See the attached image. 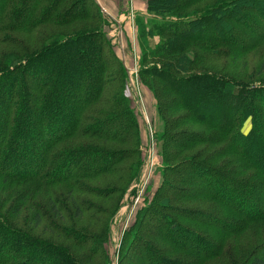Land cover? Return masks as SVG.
I'll return each instance as SVG.
<instances>
[{"label":"rangeland","instance_id":"374dc122","mask_svg":"<svg viewBox=\"0 0 264 264\" xmlns=\"http://www.w3.org/2000/svg\"><path fill=\"white\" fill-rule=\"evenodd\" d=\"M53 1L55 0H48L47 4L51 12L57 11L56 15L61 16L59 19L45 22L29 32H7L12 35L9 40L0 42V71L20 68L21 60L26 58L27 54H35L46 45L56 43L67 36L92 34L97 31L99 34L94 33L96 36L92 41L85 39L82 43L73 45L74 49H78L89 44L91 53L87 58L88 64L78 69L77 76L72 78L70 74L62 75L58 86L62 99L57 101L55 98L52 103H59L65 111L57 116L56 120L66 121V116L72 112V104L84 101L96 93L100 69L105 68L110 82L109 92L103 93L101 98L85 107L81 115L112 126L113 123L107 122L108 119L104 116H94L88 109L92 106L108 113L106 107L100 105V100L111 102L110 100L123 99L124 104L134 110L128 117L135 120L138 118L139 145L131 147L98 135L88 137L86 134H77L66 138L57 146V151H60V148L78 150L86 146L102 149L107 157L116 159L115 162L110 161L115 163L116 169L85 179H77L72 175L71 183H48L37 179L27 182H2L0 178V215L5 224L24 236L65 249L77 264H160V249L166 250L163 261L165 264H240L255 248L264 245V220L244 222L242 217L226 208L216 198L182 196V191L176 192L174 187L187 192H198L189 183L193 181L198 185L197 181L199 184L203 183L202 178L186 175L182 171L192 162H206L214 169L213 172L216 170L215 173H219V176H213L206 169L199 173L202 176L210 174L212 183L214 178L226 182L228 177L242 170L243 166L233 160V156L241 158V155L230 150L232 143L230 139L221 136V129L209 130L202 123H185L173 133L174 126L167 127V123L172 116L181 119L186 116L187 111L182 107L176 109L177 111L173 110L176 104L175 107L173 104L169 107L175 95L164 90V83L150 70L155 66L160 69V65L172 63L187 52L193 53L192 55L196 53L197 56L192 60L193 65L190 67L191 72H215L240 84L238 88L241 90H264V72L262 73L261 67L264 63V40L252 45L246 43V51L234 57L230 54L233 52L231 47L228 46L221 47L223 51L207 55L202 49V43L193 44L175 53L167 51L164 46L167 39L165 33L158 29L165 24L168 26L169 21L195 18L217 7L214 13L223 15L224 19L221 18L219 23L223 28H240L242 21L239 23L237 16L230 19L224 16L230 13L227 10L236 11L233 3L235 0H195L186 5L180 1L170 5L169 10L153 3L154 10L151 11L147 6L146 16L137 15L132 0H129V7L121 16L110 13L103 6L97 8L90 0H62L59 9L52 10ZM75 2V14H86L73 21L65 20V10ZM253 21L256 23V20ZM243 35L249 38L246 30ZM68 47L71 49L72 45L66 48ZM120 61L123 62L124 69L119 65ZM43 62L40 68L48 75L52 70L51 62ZM21 71L22 69L13 71L12 77ZM39 78L34 80L36 84L41 83ZM10 82L11 80L7 83ZM2 96L0 95V106L6 104L3 102L5 96ZM212 102H217L216 98ZM229 102L227 101L229 106L224 108L225 112L230 109ZM238 103L239 106L235 107ZM235 105L233 112L230 110L233 113L231 123L239 131L248 134L254 124L250 116L234 123V118L242 117L243 110L240 108H245L247 104L240 99ZM241 121L242 127H239ZM90 124L86 123L87 126ZM108 125L102 131H108ZM182 132H197L200 135L203 133L214 139L211 145L204 139L186 147H178L174 143L175 140L186 143L185 134ZM174 134L181 136L178 138ZM262 139L264 142V137ZM125 150L129 153H125ZM31 153L29 152L30 156L39 162V157L35 156L34 151ZM90 164L94 165V162ZM85 167L91 171L87 162ZM253 172L255 171L251 169L236 175L238 180L246 182L243 186L245 191L251 190L250 183L253 182L250 179ZM256 180V183L264 182L262 177ZM165 194L168 198L164 197ZM261 200L263 202V199ZM74 204L80 207L79 210ZM162 204L176 208L164 212L161 219L163 217L172 227L177 226L179 236H182L181 233L187 234L185 237L176 238L181 243L180 249L176 248L170 238H155L151 234L157 232L160 237L171 230L166 223L156 228L155 221L151 219L157 214L155 210ZM18 206H22L21 211H18ZM189 210L202 212V218L205 220L212 219L210 215L208 218L207 214L212 217L218 215L223 220H230L236 228L243 226L238 231L224 232L204 221L195 220ZM36 215L41 216L40 220ZM145 229L151 233L143 235ZM192 234L197 238H191ZM151 246L155 251L151 250ZM220 248L221 254L216 258L202 255L204 252L217 251ZM9 253L4 251L0 259L3 261L11 255ZM23 253L20 258H12L7 264H19L26 260L29 254ZM37 264L47 262L39 260Z\"/></svg>","mask_w":264,"mask_h":264},{"label":"trees","instance_id":"16d2710c","mask_svg":"<svg viewBox=\"0 0 264 264\" xmlns=\"http://www.w3.org/2000/svg\"><path fill=\"white\" fill-rule=\"evenodd\" d=\"M47 1L0 0V42L10 39L12 34H7V32H29L45 22L59 19L61 16L56 15L57 11H50ZM61 1H53L52 10H58L59 6H61ZM90 1L94 6L99 8L95 0ZM180 1H183L181 4L186 5L189 1L195 0H150L148 6L151 11L154 10L152 8L153 3L162 5V9L169 10L170 5L177 4ZM233 3L234 9L238 13L236 14L234 10H227L230 13L224 16L229 19L237 16L236 20L239 23L242 21L240 28H223L219 24L222 20L221 18L224 19L223 15L214 13L217 7L211 8L209 12L207 11L195 18L181 19L177 22L169 21L167 23L168 26L165 24L158 29L163 30L165 33L167 39L164 41V46L167 48V51L175 53L185 50L193 44L202 43V49H204L207 55L223 51L220 48L228 46L231 47V51L233 52L230 54L234 57L238 53L246 51V43L252 45L254 42L263 41L264 0H235ZM76 4L77 2L65 10L63 14L65 20L73 21L86 14L85 12L75 14L74 8ZM249 14L254 15L250 16ZM253 20H256V23ZM260 25H263V27L261 28ZM245 30L249 38L243 35ZM94 33L99 34L96 31L92 34L67 36L56 43L46 45L43 50L35 54H27L26 58L21 60L20 68H15L12 71H0V95H3L2 97L5 96L3 102L6 103L4 106L2 104L0 106V111L2 112V115H0V178L2 182H27L37 179L45 180L48 183H71L70 178H72V175L77 179H85V177L110 173L116 169L114 167V160L116 159L107 157L102 149H92L86 146L78 150L70 148H60V151L56 150L57 146L66 138L77 134H86L89 135L88 137L98 135L101 138L110 139L112 142L115 141L127 146L130 145L131 147L139 145L138 118L135 120V118L131 119L128 117L129 114H132L131 111L134 110H130L124 104L123 99L118 101L110 100L111 102L100 100V105L106 107L108 113L92 106L88 109L90 114L94 116H104L108 119L107 122L113 123L112 126L101 120L94 121L89 116L81 115L85 107L101 98L103 93L109 92L110 88L108 87L110 86V82L105 68L100 69V79L96 93L91 94L84 101L72 104V112L66 116V121L56 120V117L65 111L59 103H52L55 98L57 101L62 99V96L58 92L62 75L70 74L72 78L77 76L79 73L78 69L88 64L87 58L91 53L89 51L91 48L89 44H86L85 48L80 46V48L74 49L73 47L76 43L78 45L85 39V41H92L93 37L96 36ZM224 33L226 34L224 35ZM253 38L255 40H252ZM69 45H72L71 49L69 47L66 48ZM94 47L93 50L95 49ZM192 54L187 52L172 63L160 65V69L155 66L150 70L154 76H157L164 83L163 89L175 95L169 107L172 104L175 107L176 104V108L173 110H178L182 107L187 111L186 116L181 119L172 116L170 122L167 123V127L168 125H173L175 127H173V133L185 123H202L209 130L221 129V136L230 139L232 143L230 150L236 152L237 155H241V158L233 156V160L243 166L241 167L242 170L236 172V175H240L251 169L255 172L251 174L253 176H251L252 179L249 178L253 182L250 183L251 190L245 191L243 186L246 182L238 180L235 174L228 177L226 182L214 178V183H212L210 181L212 180L210 174H213V176L217 174L219 176V173H215L217 172L216 170L213 172L214 169L206 162L204 164L192 162L184 170H182L183 168L181 170L186 175L191 174L198 176L199 179L202 178L203 183L199 184L197 181L198 185L193 181L189 183L198 192L193 193L191 190L187 192L175 187L174 189L176 192L182 191L180 192L182 196L214 197L226 208L242 217L244 222L254 223L264 220V182L256 183V179L259 177H262L264 181V142L262 139L264 137V90L251 88L241 90L238 88L240 84L225 75L215 72H191L192 60L197 56L196 53V55ZM44 60L51 62L52 70L48 75H45V71L40 68ZM119 65L124 69L123 62L120 61ZM261 67L263 73L264 63H262ZM18 69H22L21 73L12 77L13 71ZM38 77L41 80L40 84H36L34 81ZM9 80L11 82L7 83ZM214 98H216L217 102H212ZM240 99L247 105L245 108H240L241 111L243 110L242 117L234 118V123L238 122L239 119H245L250 116L254 124H252L253 128L248 134H244L242 130L239 131L231 123L233 121L231 117L234 105ZM227 101H230V109L225 112L224 108L229 106L227 105ZM237 106H239V103L235 105V107ZM1 107L3 108L2 110ZM68 117L71 119L69 120ZM63 121L65 122L63 123ZM56 122L58 125H56ZM242 122L239 127H242ZM86 123L91 124L87 126ZM107 125L109 130L106 132L102 131ZM115 127L117 131H115ZM166 129L169 130L168 128ZM182 133L185 134L186 138L184 141L186 143H181L177 140L175 142L173 140L178 147H186L198 140L204 139L211 145L214 139V137L205 136L203 133L201 135L197 132ZM174 136L179 138L181 135L174 134ZM215 140H217V137H215ZM32 151H34L36 157H39V162L30 156ZM124 152L129 153L128 150ZM88 160L94 162V165L90 164L91 162L89 163ZM100 161L104 162L100 163ZM86 162L91 171L85 169ZM205 169L210 174L205 176L200 175L199 173ZM165 191L167 193V190ZM70 192L68 191V193ZM164 197L168 198V195L165 194ZM261 199H263V202ZM74 205L79 210L80 207L76 204ZM165 205H159L158 209L155 210L157 214L151 219L155 221L156 228L162 227L166 223L165 225L171 227V230L160 237L156 234L157 232L151 233L147 229L142 234L145 235L149 232L155 238H170L169 240L176 245V248L180 249L181 243L176 238L185 237L187 234L181 233L182 236H179L177 226L172 227L168 221H164L163 217L161 219L164 212L176 208L172 205ZM21 208L22 206H18V211H21ZM188 212H190L195 220L204 221L206 224L224 230V232L231 233L238 231L243 226L239 225L236 228L232 226L230 220H223L218 215H213L212 217L211 214H207L208 218L210 215L212 219L205 220L202 218L204 216L201 215L202 212L195 210H189ZM198 215L200 218H196ZM36 217H38V220L41 218L39 215H36ZM191 236V238H197L193 234ZM151 248L152 251H155L154 247L151 246ZM221 248L217 251L204 252L202 255L204 257L210 256L211 258H216V256L221 254ZM4 251H9L11 255H8L3 261L0 259V264H7L12 258H20L24 254L23 252H26L29 256H27L26 260L19 262V264H37L39 260H44L47 264H77L65 249L57 245L40 242L32 237L24 236L14 229H10L0 215V257H3L2 253ZM159 251V262L160 264H165L163 261L166 250L160 249ZM176 262L178 263V261ZM240 264H264V245L255 248Z\"/></svg>","mask_w":264,"mask_h":264},{"label":"crops","instance_id":"0c3cea01","mask_svg":"<svg viewBox=\"0 0 264 264\" xmlns=\"http://www.w3.org/2000/svg\"><path fill=\"white\" fill-rule=\"evenodd\" d=\"M149 1L150 0H132L138 16L148 15L147 6ZM95 2L99 8L103 6L105 9L107 8L110 13H116L118 16H121L122 12L129 7V0H95Z\"/></svg>","mask_w":264,"mask_h":264},{"label":"built area","instance_id":"2783aa9c","mask_svg":"<svg viewBox=\"0 0 264 264\" xmlns=\"http://www.w3.org/2000/svg\"><path fill=\"white\" fill-rule=\"evenodd\" d=\"M103 10H104V8H103ZM105 11V10H104Z\"/></svg>","mask_w":264,"mask_h":264}]
</instances>
